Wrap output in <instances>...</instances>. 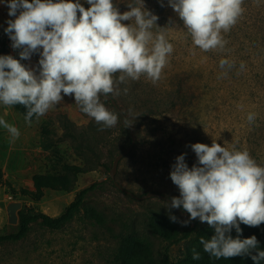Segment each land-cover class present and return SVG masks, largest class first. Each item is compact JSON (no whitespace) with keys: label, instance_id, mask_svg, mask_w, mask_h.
<instances>
[{"label":"rangeland","instance_id":"1","mask_svg":"<svg viewBox=\"0 0 264 264\" xmlns=\"http://www.w3.org/2000/svg\"><path fill=\"white\" fill-rule=\"evenodd\" d=\"M79 2L86 9L90 7L87 0ZM128 2L113 0L121 13L130 10ZM144 5L159 17L157 25L165 27L174 51L155 83L141 75L139 80L119 84L120 94L112 96L117 107L101 97L106 108L118 115L114 127L100 130L101 125L75 104L74 95L64 96L60 104L30 125L12 106L0 104V118L20 132L19 138L10 142V134L0 127L1 233L13 226L7 221L10 202L18 201L21 207L32 206L56 216L77 191L98 183L61 230L33 223L23 239L0 243V264H116L114 253L122 235L147 240L152 246L153 264L166 248L170 261L175 263L183 258L185 246L196 236V230L188 238L172 242L152 234L149 222L154 216L169 218V211L180 221L190 219L182 207L169 209L171 202L163 198L179 196L178 187L170 179L176 157L186 154V163L192 167L197 158L190 145L210 146L217 140L230 150L233 145L237 150H247L264 166V0H244L238 22L227 33L222 32L227 42L224 49L207 52L193 44L168 0H144ZM8 11L7 5L0 3V27L15 19ZM21 50L13 49L8 34L0 38V55L20 60ZM39 59V53H33L30 59L20 62L38 74ZM221 59H227L232 67L221 69ZM249 113L256 116L251 124ZM126 119L133 123L129 128ZM130 131L135 136L133 148L120 159L112 178L113 158L129 145ZM51 147L59 151L62 163L82 166L85 171L77 174L69 189H46L42 198L34 201L19 191L32 189V174L61 168L62 164L52 162ZM149 191L157 195L135 198ZM89 207L102 214V222L89 217ZM174 223L180 233L208 225L198 218L187 226ZM259 226L264 230V223Z\"/></svg>","mask_w":264,"mask_h":264},{"label":"clouds","instance_id":"2","mask_svg":"<svg viewBox=\"0 0 264 264\" xmlns=\"http://www.w3.org/2000/svg\"><path fill=\"white\" fill-rule=\"evenodd\" d=\"M244 0H168L183 22L192 42L202 51L223 50L227 33L242 16ZM7 5L10 19L4 29L13 49H22L20 60L39 53V72L23 65L11 55H0V104L22 105L25 122L39 120L64 96H73L80 110L101 125L114 127L118 115L101 102L120 94L118 85L146 75L153 83L173 53L174 46L159 27V17L146 9L144 0H130V9L121 13L113 0H87V9L76 0H0ZM163 6V5H162ZM79 13V15H78ZM129 21L130 23H122ZM154 28L161 29L154 32ZM221 69L231 68L227 59ZM243 68V64H241ZM117 74L118 78H117ZM125 88L124 92L127 93ZM254 113L247 120L255 121ZM133 125L125 120L126 128ZM0 127L10 134V142L19 138V129L0 118ZM197 162L189 167L186 154L176 157L170 179L179 196L172 197L171 208H183L189 220L180 221L169 211L172 222L187 226L199 219L214 229L210 239L200 238L204 252L216 259L250 256L255 264L264 260V250L253 235L241 239L230 233L240 224L264 223V166L247 150H231L213 140L190 145ZM255 251V255H253ZM192 259L200 253L192 249Z\"/></svg>","mask_w":264,"mask_h":264},{"label":"trees","instance_id":"3","mask_svg":"<svg viewBox=\"0 0 264 264\" xmlns=\"http://www.w3.org/2000/svg\"><path fill=\"white\" fill-rule=\"evenodd\" d=\"M7 24L0 27V38L3 39L7 35L4 29ZM24 118L26 109L22 105L12 106ZM35 117L32 118L34 120ZM45 130V128H44ZM52 162L62 164L60 169L51 172H36L32 174V189L22 188L19 193L26 195L34 201H38L44 195L46 189H69L78 173L85 171L84 167L62 163V157L59 151L51 147ZM3 178V171L0 167V183ZM97 182L91 183L76 192L73 200L69 202L63 210L56 216L48 215L32 206H22L18 210V222L11 227V230L5 233L0 232V243L8 241H19L23 239L28 233L31 224L37 223L41 227L50 230H61L64 228L73 217L80 211L84 199L87 195L95 189ZM89 217L96 222H102L103 216L95 208L89 207L87 209ZM149 228L152 234L172 242L178 241L181 238H188L191 233L196 230V236L185 246V252L182 259L172 263L169 259L167 248L162 257L157 261V264H255L250 256H237L229 259H216L203 250V245L200 243V238L210 239L214 235V229L209 225L199 228L191 227L183 230L180 233L178 226L170 221L167 216H154L149 222ZM242 233L238 234L233 228L230 235L236 238L237 235L241 239L256 236L259 241V250H264V230L260 226H246L240 224ZM195 248L200 253V259H192V249ZM253 251V255H255ZM114 261L116 264H153L154 255L151 244L138 235H122L119 237L118 246L114 253ZM264 264V260L260 261Z\"/></svg>","mask_w":264,"mask_h":264},{"label":"water","instance_id":"4","mask_svg":"<svg viewBox=\"0 0 264 264\" xmlns=\"http://www.w3.org/2000/svg\"><path fill=\"white\" fill-rule=\"evenodd\" d=\"M103 97V96H102ZM103 99H105L103 97ZM106 101H109L113 106L117 107L116 105V102L115 100L113 99V97H108L107 99H105ZM130 135V143L129 145L123 150L121 151L120 153H118L114 158H113V161H112V166L110 168V176L113 178L114 175H115V172L117 170V166H118V162L120 161V159L122 157H124L126 154H128L131 149L133 148V145H134V142H135V136L133 134L132 131H130L129 133ZM114 184L116 185V187H118L119 189L123 190L122 187L117 183V182H114ZM124 192L128 193L129 195L131 196H135L133 193H131L130 191H127V190H123ZM154 195H157V193L153 192V191H149L139 197H135L137 199H141V198H145L147 196H154ZM165 200L171 202V198H168V197H163ZM21 208V203L18 202V201H13V202H10L8 205H7V211H8V223L11 224V225H16L17 222H18V210Z\"/></svg>","mask_w":264,"mask_h":264}]
</instances>
